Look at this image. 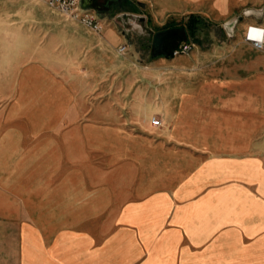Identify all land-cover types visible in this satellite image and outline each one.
Instances as JSON below:
<instances>
[{
    "label": "crops",
    "instance_id": "obj_1",
    "mask_svg": "<svg viewBox=\"0 0 264 264\" xmlns=\"http://www.w3.org/2000/svg\"><path fill=\"white\" fill-rule=\"evenodd\" d=\"M120 3L264 29V0ZM20 34L0 70V264H264L263 51L139 64L109 26L54 49Z\"/></svg>",
    "mask_w": 264,
    "mask_h": 264
},
{
    "label": "rangeland",
    "instance_id": "obj_2",
    "mask_svg": "<svg viewBox=\"0 0 264 264\" xmlns=\"http://www.w3.org/2000/svg\"><path fill=\"white\" fill-rule=\"evenodd\" d=\"M43 5L38 0H0V70L19 66V60L22 57L17 55L16 48L20 33L42 32L46 39L41 43L48 44L52 49L55 48V43L60 42L54 39V35L58 33H63V35L70 32L96 33L66 17L58 10L47 6L43 7ZM99 5L101 6L100 13L96 14L102 23L100 33L109 26L119 35H123V41L130 45L126 57L137 59L139 64H146L150 59L155 32L174 26L183 27L181 28L183 30L187 27V17L173 16L158 19L145 4L129 6L120 3V0H100ZM119 12L127 14L116 17V20L112 19ZM199 19L200 23L193 34L189 29L184 30L183 37L186 35L190 43L209 47L220 41L245 42L247 26L245 27L244 24L247 21L244 18L240 23L234 25L232 37L226 35L223 27L225 21L215 17L214 14L209 12L208 15H202ZM261 19H264V16Z\"/></svg>",
    "mask_w": 264,
    "mask_h": 264
},
{
    "label": "built area",
    "instance_id": "obj_3",
    "mask_svg": "<svg viewBox=\"0 0 264 264\" xmlns=\"http://www.w3.org/2000/svg\"><path fill=\"white\" fill-rule=\"evenodd\" d=\"M45 3L50 7L58 10L60 13L65 15L66 17L75 20L82 24L83 26L91 29L92 31L99 33L102 30V23L98 19L96 12L92 10H87L82 8L81 0H44ZM237 21L235 22V24ZM234 24V25H235ZM231 28V34H227L228 37L233 36V27ZM256 29L260 30V38L258 40L249 39L248 31L249 27H247L245 42L249 44L253 49L258 51H264V29L261 27H256ZM195 47L194 43L190 42H179L172 50L171 56L176 57L180 55H186L192 51ZM118 54H126L128 51V47L125 44L119 45L117 47ZM151 125L155 128L161 127L162 122L159 118L154 117L151 119Z\"/></svg>",
    "mask_w": 264,
    "mask_h": 264
},
{
    "label": "water",
    "instance_id": "obj_4",
    "mask_svg": "<svg viewBox=\"0 0 264 264\" xmlns=\"http://www.w3.org/2000/svg\"><path fill=\"white\" fill-rule=\"evenodd\" d=\"M81 6L84 9L87 10H92L96 13H100V9L94 5V0H81ZM254 14L253 11H251L250 13L246 12V10L243 11V15L245 16H249ZM238 19H232L230 21H228L227 23L224 24V29L226 31L227 34H231V28L232 26L235 24V22ZM179 34L184 35V30L180 29V28H172V29H167L164 31H159L157 33H155V35L153 36V40H152V49L153 51L151 52L152 56L157 57V56H168L171 54V50L170 51H161L158 50V48L162 45V43L173 37V36H177ZM185 41V38L183 36H181L178 40V42H183Z\"/></svg>",
    "mask_w": 264,
    "mask_h": 264
},
{
    "label": "flooded vegetation",
    "instance_id": "obj_5",
    "mask_svg": "<svg viewBox=\"0 0 264 264\" xmlns=\"http://www.w3.org/2000/svg\"><path fill=\"white\" fill-rule=\"evenodd\" d=\"M100 4V0H94V5L97 6L99 9L101 8V6L99 5ZM172 28H178L177 26H174V27H168V28H165L163 30H159V31H164V30H167V29H172ZM180 28V27H179ZM181 29V28H180ZM157 31V32H159ZM155 32V33H157ZM154 33V35H155ZM153 35V36H154ZM183 36L182 34H179L177 36H173L167 40H165L162 45L158 48V50H161V51H170L173 46L178 42L179 38ZM153 51L152 49V46H151V52Z\"/></svg>",
    "mask_w": 264,
    "mask_h": 264
},
{
    "label": "trees",
    "instance_id": "obj_6",
    "mask_svg": "<svg viewBox=\"0 0 264 264\" xmlns=\"http://www.w3.org/2000/svg\"><path fill=\"white\" fill-rule=\"evenodd\" d=\"M199 23H200V19L197 17V16H194V15H190L189 17H188V21H187V27L186 28H184V30L186 31V29H189V31L193 34L194 32H195V28L199 25ZM181 28H183V27H181ZM185 41L187 40V37H186V35H185ZM176 45V44H175ZM175 45L173 46V48L175 47ZM172 48V49H173ZM171 49V50H172ZM169 56H171V54L169 55Z\"/></svg>",
    "mask_w": 264,
    "mask_h": 264
},
{
    "label": "clouds",
    "instance_id": "obj_7",
    "mask_svg": "<svg viewBox=\"0 0 264 264\" xmlns=\"http://www.w3.org/2000/svg\"><path fill=\"white\" fill-rule=\"evenodd\" d=\"M246 12L250 13L251 10H246ZM248 38L258 40L260 38V30L256 29L254 26H249Z\"/></svg>",
    "mask_w": 264,
    "mask_h": 264
}]
</instances>
